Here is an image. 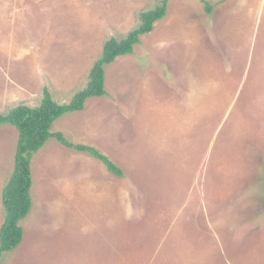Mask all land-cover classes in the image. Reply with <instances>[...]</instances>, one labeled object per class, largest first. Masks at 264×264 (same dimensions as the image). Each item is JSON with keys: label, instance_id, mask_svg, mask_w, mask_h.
<instances>
[{"label": "rangeland", "instance_id": "374dc122", "mask_svg": "<svg viewBox=\"0 0 264 264\" xmlns=\"http://www.w3.org/2000/svg\"><path fill=\"white\" fill-rule=\"evenodd\" d=\"M158 0H0V114L66 104L104 44ZM107 94L54 123L32 160L33 208L1 264H264V0H170ZM19 134L0 125L2 191Z\"/></svg>", "mask_w": 264, "mask_h": 264}, {"label": "trees", "instance_id": "16d2710c", "mask_svg": "<svg viewBox=\"0 0 264 264\" xmlns=\"http://www.w3.org/2000/svg\"><path fill=\"white\" fill-rule=\"evenodd\" d=\"M169 1L158 0L153 10L140 15L137 28L121 39L111 38L105 42L101 57L90 70L87 87L76 93L69 103L58 104L49 90L45 89L39 106L22 104L5 114H0V125L12 126L19 134L14 170L2 191L5 218L0 229V264L4 254L15 251L23 242L24 230L21 223L33 208L32 160L50 139L56 138L65 147L94 157L112 174L123 176V171L97 149L72 144L62 133H52L51 129L63 116L84 111L88 99L100 98L107 94L105 67L114 63L118 57L134 53L141 37L153 32L155 23L165 18Z\"/></svg>", "mask_w": 264, "mask_h": 264}]
</instances>
